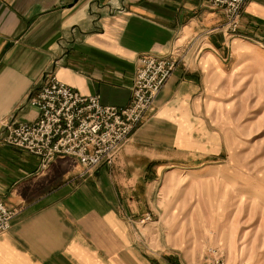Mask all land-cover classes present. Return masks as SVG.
<instances>
[{"label":"crops","instance_id":"crops-1","mask_svg":"<svg viewBox=\"0 0 264 264\" xmlns=\"http://www.w3.org/2000/svg\"><path fill=\"white\" fill-rule=\"evenodd\" d=\"M225 24L206 0H0V200L15 212L0 264H195L169 240L184 227L167 222L181 193L166 185L216 155L197 138L210 135L203 110L217 89L233 73L263 76L264 0L247 5L236 38ZM171 55L182 64L143 125L92 176L69 158L42 172L2 142L7 126L38 120L29 98L47 75L123 109L140 60Z\"/></svg>","mask_w":264,"mask_h":264},{"label":"rangeland","instance_id":"rangeland-1","mask_svg":"<svg viewBox=\"0 0 264 264\" xmlns=\"http://www.w3.org/2000/svg\"><path fill=\"white\" fill-rule=\"evenodd\" d=\"M247 72L241 80L233 73L203 110L210 135L197 139L215 145L216 155L199 154L195 175L185 170L166 185L181 193L167 222L184 227L168 232L169 240L195 264H210L215 253L227 264H264V74Z\"/></svg>","mask_w":264,"mask_h":264},{"label":"built area","instance_id":"built-area-1","mask_svg":"<svg viewBox=\"0 0 264 264\" xmlns=\"http://www.w3.org/2000/svg\"><path fill=\"white\" fill-rule=\"evenodd\" d=\"M252 0H206L213 10L222 11L229 37L236 38L243 12ZM174 55L140 60L133 82V101L119 109L102 104L100 97H86L61 83L56 75L45 77L38 91H33L29 105L39 113L33 123L7 126L4 144L28 152L40 159V170L46 171L59 158L77 161L82 176H92L102 165H111L148 117L157 97L171 79L179 64ZM15 212L0 200V235L11 228ZM153 221L145 216L141 227ZM210 264H227L215 253Z\"/></svg>","mask_w":264,"mask_h":264}]
</instances>
